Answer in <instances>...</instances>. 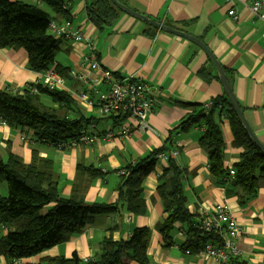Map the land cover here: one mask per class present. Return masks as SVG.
Masks as SVG:
<instances>
[{
	"label": "crops",
	"instance_id": "crops-1",
	"mask_svg": "<svg viewBox=\"0 0 264 264\" xmlns=\"http://www.w3.org/2000/svg\"><path fill=\"white\" fill-rule=\"evenodd\" d=\"M61 1L65 14L56 16L55 21L69 19L82 34L88 35L94 49L91 51L85 40H62L49 70L55 67L61 70V73L55 72L63 79L65 91L82 92L100 77V72L84 64V58L93 54L100 66L110 69L117 77L134 75L146 82L149 91L158 98L146 118L148 129L128 138L99 140L93 145L60 150L49 142L36 141L32 130L0 126V160L5 161L10 153L30 164L36 151L39 158L51 162L60 197L83 201L86 205H113L119 202L121 175L128 165L150 157L157 150L167 155L177 154L166 160L157 159L153 171L143 179L140 214L124 205L116 206L110 214L93 216L67 241L18 260L17 264H37L45 258L73 254L83 260L93 259L105 239L127 240L134 228L139 227L150 229L149 264H219L213 257L199 253L203 248L192 252L179 247L186 239L187 224L175 225L171 246L163 243L157 226L163 222L165 213L157 185L168 159L184 171L182 188L193 223L199 222L215 204L226 201L242 231L236 241L239 257L252 264L264 263V181L258 183L257 194L249 200L241 188L225 186L220 180L224 176L215 177L210 173L207 151L200 144L204 126L200 123L181 128L186 116L194 114L199 107H208L214 98L224 94L218 73L204 52L182 37L123 13L111 27L97 29L86 15V0ZM122 2L133 11L188 33L207 45L222 66L250 128L264 145V21L253 16L251 0ZM230 9L236 13L235 21L227 14ZM70 71L83 76L85 81L71 77ZM45 81L43 72L29 70L23 48L0 49L1 91L15 92ZM90 109L86 107L85 114L96 115ZM218 119L224 144L222 168L227 174L234 170L243 148L233 145L226 109ZM104 124L105 121L96 124L97 131ZM87 167L96 171L89 172ZM7 192V183L1 181L0 196H6ZM7 231L0 225L1 235ZM0 264H9L3 255H0ZM126 264L138 263L128 260Z\"/></svg>",
	"mask_w": 264,
	"mask_h": 264
},
{
	"label": "trees",
	"instance_id": "trees-1",
	"mask_svg": "<svg viewBox=\"0 0 264 264\" xmlns=\"http://www.w3.org/2000/svg\"><path fill=\"white\" fill-rule=\"evenodd\" d=\"M118 1L124 4L123 0ZM86 2V15L97 29L111 27L122 15L109 0ZM64 6L61 0H0V49L23 48L27 53L29 70L43 72L46 77L54 64L60 43L65 40L52 34L49 24L55 21L56 16H64ZM64 21L70 22L69 19ZM100 68L109 71L115 78H121L108 68ZM53 71L57 76V73H61L56 67ZM95 88L99 94L109 89L104 86ZM87 92L88 88L77 93H69L64 89L50 90L44 82L29 84L15 92L0 90V119L5 120L9 127L32 130L36 141L57 146L66 139L75 138L89 124H99L112 118L103 117L96 105L90 110L93 109L91 112L95 111L98 118L85 114L86 107L75 95ZM91 98L94 99L93 96ZM225 109L234 136L233 145L243 148L232 177L228 172L225 174L222 168L224 144L218 118ZM200 123L204 126L200 144L207 151L210 173L215 177L224 176L220 180L227 187L233 185L241 188L247 200L254 197L258 183L264 181V154L245 132L225 94L214 98L208 107H199L194 114L186 116L181 128ZM160 152L163 151H154L150 157L126 167L121 175L119 202L113 205H86L72 198L66 200L59 196L57 180L53 177L49 160L39 158L33 151L31 163L25 164L19 157L9 153L5 161L0 160V182L5 181L8 185L7 195L0 196V225L8 229L5 235L0 234V255L5 256L9 264L33 257L67 241L80 232L93 216L110 214L116 210V206L124 205L140 214L143 207L141 183L153 171L156 155ZM87 169L89 172L96 171L92 167ZM183 176L184 171L168 159L167 167L158 179L157 193L165 218L157 230L164 245L173 244L172 234L178 223L188 226L186 239L179 245L183 251H199L208 242L220 244V237L202 233L197 227L198 222L193 223L186 207ZM149 235L148 227L134 228L127 240L105 239L100 252L93 259L83 260L73 254L70 257L45 258L37 264H126L128 260L149 264ZM229 264L252 263L233 256Z\"/></svg>",
	"mask_w": 264,
	"mask_h": 264
},
{
	"label": "built area",
	"instance_id": "built-area-1",
	"mask_svg": "<svg viewBox=\"0 0 264 264\" xmlns=\"http://www.w3.org/2000/svg\"><path fill=\"white\" fill-rule=\"evenodd\" d=\"M230 1L225 0L227 3ZM250 10L253 16L264 21V0H251ZM227 14L234 21L237 19L233 9H230ZM49 30L52 34L60 36L65 40H82V32L68 21H52L49 24ZM87 45L93 51V43L87 41ZM84 64H87L92 71L100 72V77L88 84L87 93L76 94L75 97L85 107L92 108L96 105L99 107V112L103 117L112 118L105 121V124L99 131H97L96 124H89L88 127L81 129L75 138L66 139L56 144V147L60 150H72L80 144L93 145L99 140L111 141L113 139L128 138L135 132L147 130V115L156 104L150 98L152 93L149 91L148 84L138 81L134 75L115 78L109 71H104L100 68L93 54L90 58H84ZM70 76L85 81L83 76L75 72H71ZM45 83L50 90L64 89L63 79L53 71H47ZM101 86L108 87V91L104 94H99V90L95 87ZM6 125V121L0 119V126ZM176 154L175 152H171V154L167 155L164 152H160L156 157L157 159L166 160L168 157H174ZM234 174V170L229 171L231 177ZM197 227L202 233H211L221 238L220 244L216 245L208 242L199 253L202 252L206 256L213 257L219 264H229L231 257L239 256L236 241L242 234V231L236 219L232 216L226 201L215 204L210 212L203 214ZM17 263L18 261H15V264Z\"/></svg>",
	"mask_w": 264,
	"mask_h": 264
},
{
	"label": "water",
	"instance_id": "water-1",
	"mask_svg": "<svg viewBox=\"0 0 264 264\" xmlns=\"http://www.w3.org/2000/svg\"><path fill=\"white\" fill-rule=\"evenodd\" d=\"M109 1L118 10H120L124 15L135 18V19H137L143 23H146V24H148L154 28H157L163 32H166L168 34H173V35L182 37V38L190 41L191 43L197 45L204 52V54L207 56L209 62L212 63L214 68L216 69L218 76H219L221 87L223 89V92H224V94H225V96H226V98L230 104V107L232 108V110L235 113L236 117L238 118L239 122L243 126L245 132L250 137L252 142L258 147V149L264 154V145L259 141L257 136L253 133L252 129L250 128V126H249V124L245 118V115L242 112L241 107H240V105H239L228 81H227L226 74H225L222 66L220 65L219 61L215 58V56L211 53V51L209 50L207 45H205L199 39L193 37L192 35H190L188 33L167 27L161 23H158V22H155V21L149 19L148 17H146L140 13L133 11L132 9L127 7L126 5L120 3L118 0H109Z\"/></svg>",
	"mask_w": 264,
	"mask_h": 264
},
{
	"label": "flooded vegetation",
	"instance_id": "flooded-vegetation-1",
	"mask_svg": "<svg viewBox=\"0 0 264 264\" xmlns=\"http://www.w3.org/2000/svg\"><path fill=\"white\" fill-rule=\"evenodd\" d=\"M137 79V78H136ZM138 81H141V80H139V79H137ZM141 82H143V81H141ZM144 83H146V82H144ZM150 98L155 102V103H157V101H158V98L155 96V95H151L150 96Z\"/></svg>",
	"mask_w": 264,
	"mask_h": 264
},
{
	"label": "rangeland",
	"instance_id": "rangeland-1",
	"mask_svg": "<svg viewBox=\"0 0 264 264\" xmlns=\"http://www.w3.org/2000/svg\"><path fill=\"white\" fill-rule=\"evenodd\" d=\"M88 35H85V34H83L82 35V40H85V41H90V39H89V37H87ZM48 71H50V70H48ZM54 72V71H53ZM94 114H96V112L94 111ZM97 115V114H96ZM97 118V117H96Z\"/></svg>",
	"mask_w": 264,
	"mask_h": 264
}]
</instances>
